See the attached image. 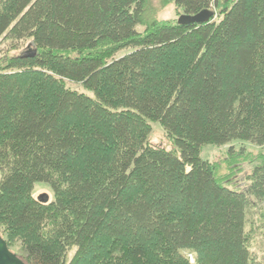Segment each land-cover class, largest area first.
Wrapping results in <instances>:
<instances>
[{"label":"trees","instance_id":"obj_1","mask_svg":"<svg viewBox=\"0 0 264 264\" xmlns=\"http://www.w3.org/2000/svg\"><path fill=\"white\" fill-rule=\"evenodd\" d=\"M157 1L213 14L0 0L6 49L34 51L0 65V235L24 264H264V0ZM233 140L261 148L243 188L202 156Z\"/></svg>","mask_w":264,"mask_h":264},{"label":"rangeland","instance_id":"obj_2","mask_svg":"<svg viewBox=\"0 0 264 264\" xmlns=\"http://www.w3.org/2000/svg\"><path fill=\"white\" fill-rule=\"evenodd\" d=\"M152 5L156 8L157 18L159 21H175L178 16L182 13L181 9H177L173 3L166 4L165 7L161 8L160 4L157 0H152ZM3 38V37H2ZM0 38V65L4 63L5 59L9 56H13L16 54L26 55L28 52H31V48L27 49L28 42L26 41L21 48H18L13 51H8L6 48L9 45L8 39ZM125 52L122 51L121 53ZM74 89H78L84 92L87 95H91V92L82 87H74ZM151 124V132L149 135V141L155 145H163L165 147H171L172 141L168 138L166 132L162 127L155 121H150ZM240 150L239 148H242ZM261 148H258L256 145H252L246 141H238L233 140L227 144H222L219 146L216 145H207L202 148V156L204 158H208L210 161L216 162L219 164V168L221 172H229L231 173L229 183L230 185H236L238 188H243L245 186V178L246 175L250 173L251 168L254 166V162H250L249 159L257 154ZM246 154H250V156H246ZM32 196L38 198L41 194H45L48 196L49 200L53 199V192L48 183L43 182H35L34 187L31 191ZM261 205V204H260ZM257 207L256 215L254 219L257 220V223L254 224L256 230L254 239L252 240V251L257 256L264 259V223L260 224L261 220L258 217L260 211H258ZM253 217H250V221H253ZM251 224V222H249ZM12 250L17 251V246L13 245L11 247Z\"/></svg>","mask_w":264,"mask_h":264},{"label":"water","instance_id":"obj_3","mask_svg":"<svg viewBox=\"0 0 264 264\" xmlns=\"http://www.w3.org/2000/svg\"><path fill=\"white\" fill-rule=\"evenodd\" d=\"M212 14L213 12L208 9H201L200 12L194 14H187L184 12L178 16L176 22L186 25H190V23L202 24V22L208 21ZM33 54L34 51H32L30 55ZM0 264H24L15 252H11L2 235H0Z\"/></svg>","mask_w":264,"mask_h":264}]
</instances>
